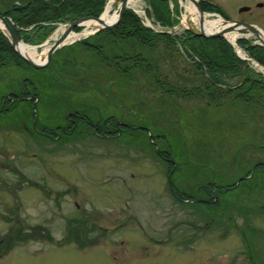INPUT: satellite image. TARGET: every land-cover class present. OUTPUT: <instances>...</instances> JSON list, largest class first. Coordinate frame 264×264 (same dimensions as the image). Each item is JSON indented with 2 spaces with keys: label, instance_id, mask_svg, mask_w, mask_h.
Instances as JSON below:
<instances>
[{
  "label": "rangeland",
  "instance_id": "rangeland-1",
  "mask_svg": "<svg viewBox=\"0 0 264 264\" xmlns=\"http://www.w3.org/2000/svg\"><path fill=\"white\" fill-rule=\"evenodd\" d=\"M169 1L183 26L198 32L188 10L194 5ZM207 1L224 19L264 31V0ZM146 3L129 8L146 13ZM119 4L107 0L111 15ZM59 27L41 43L29 32V45L43 52ZM110 32L61 47L41 70L0 69V104L9 91L30 94L0 114V264H264V171L254 165L264 166V112L229 104L234 95L226 91L242 78L223 76L213 88L176 46L126 42L118 49ZM240 38L256 42L250 33ZM122 53L139 59L126 75L114 60ZM71 57L76 65L64 71ZM71 110L103 124L113 116L132 129L99 138L78 122L57 142L39 136L52 138L48 131L66 125ZM157 149L171 154L170 177ZM207 191L216 202H200Z\"/></svg>",
  "mask_w": 264,
  "mask_h": 264
},
{
  "label": "trees",
  "instance_id": "trees-1",
  "mask_svg": "<svg viewBox=\"0 0 264 264\" xmlns=\"http://www.w3.org/2000/svg\"><path fill=\"white\" fill-rule=\"evenodd\" d=\"M106 1L107 0H14L12 2H6L4 10L0 7V15L4 16L6 19H11L12 29L19 40L27 44H34L35 41L31 34L38 38V42H40L46 39L49 33L58 24H66L83 17H99L104 10ZM147 4L151 7L155 19L161 22V24L172 26L177 22V20L172 17V14L176 11V7L174 6L171 10L169 0H147ZM201 8L205 13H217L224 16L218 6L207 0H202ZM29 29L30 31H28ZM78 30L80 29H77V31ZM114 30L117 31L116 35L113 34ZM110 31L114 37L112 44L118 49L122 47V43L124 44L126 42H131L132 44L134 42L140 46L146 45L149 47H152L155 42H160L164 45L165 49L169 50L179 45L188 58L192 59L195 57L198 60V62H196V69L207 76L209 85L213 88L223 82V76H240L242 81L233 88H228L226 91L228 95H234V97L230 99L229 104L239 102L241 105H245L246 108L255 107L264 112V79L259 74L249 76V68H243L244 62L236 57L231 46L223 38H202L192 32H185V34L181 35L179 38L153 34L140 25L139 20L131 10H125L119 25ZM29 32H31V34ZM237 44L243 48L250 57L264 67L263 47L252 45V43L246 39L237 40ZM102 48L103 46L101 44L98 47L99 53ZM137 56H140V54ZM130 57L133 56H129L127 53L115 56L114 60H116L117 65L116 70L121 74L126 75L130 72L131 68L136 67L139 61L138 57ZM70 59L73 61H67ZM75 61L76 57L66 59L64 71L67 70V66H75ZM121 63H124V67L120 65ZM129 63L131 66L128 65ZM11 65H24L29 67L15 55L9 41L0 32V69ZM203 70H206V73L202 72ZM62 82H60V84ZM156 82L161 81L156 79ZM170 156L171 154H166V157L171 158ZM254 165H256L255 168L257 170L264 171V166H261L259 162ZM171 168L170 165V170ZM248 175L249 171L244 174V177L247 178ZM232 186H234V184H232ZM73 234L77 236V233L73 232Z\"/></svg>",
  "mask_w": 264,
  "mask_h": 264
},
{
  "label": "water",
  "instance_id": "water-1",
  "mask_svg": "<svg viewBox=\"0 0 264 264\" xmlns=\"http://www.w3.org/2000/svg\"><path fill=\"white\" fill-rule=\"evenodd\" d=\"M191 3H193V5L195 6V8L197 9V12L199 13L200 16H203V11L201 9V1L200 0H189ZM129 0H121L119 8H118V14H117V19L111 23V24H104L101 20V17L99 18H91V17H84V18H80L77 19L71 23L68 24L67 29L62 33V35L60 36V38L58 40H56L48 49L47 51V58L46 61L42 64L40 63H35L32 60H28L27 58H25L24 56H22L16 49V46L20 43V41L17 39V37L15 36L11 26L8 24V22L5 20L4 17L0 16V22L2 23L4 29L6 32H4V34L6 35L7 39L9 40L10 44H11V48L14 50V52L17 54V56H19L26 64L32 66L35 69H40L43 67H46L48 65V63L51 60V56L52 54L58 50L61 46H63L64 44L62 43L66 37L73 32L74 29L79 28V27H83L84 23L87 21H97L100 24H102V26L100 28H98L96 30V32L101 31L103 29L107 30V29H111L115 26H117L119 24V22L122 19L123 13L125 11V9L127 8V4H128ZM263 4H258L257 7H262ZM249 8L248 7H243L240 9V12H246L248 11ZM225 24H230L227 28H225L224 30L220 31V32H216V33H206L203 29V22L200 21L199 22V30L198 32H194L193 34L202 37V38H217V37H222L225 38L224 34L226 33H230L232 31H236V32H246V33H250L251 35H253L256 40L259 42V45L264 47V40L262 39V37L259 35V28H257L256 26L252 25V24H246V23H242L239 21H225ZM248 65H246L247 67ZM157 154L160 155L159 150L157 149ZM169 183H170V179H169Z\"/></svg>",
  "mask_w": 264,
  "mask_h": 264
},
{
  "label": "bare ground",
  "instance_id": "bare-ground-1",
  "mask_svg": "<svg viewBox=\"0 0 264 264\" xmlns=\"http://www.w3.org/2000/svg\"><path fill=\"white\" fill-rule=\"evenodd\" d=\"M136 0H130V5L131 3H134ZM139 1V0H138ZM189 2V1H188ZM191 3V2H189ZM192 4V3H191ZM193 5V4H192ZM137 6V5H136ZM195 6L192 8H187L189 10L190 13L195 15V19L200 22H203V29L206 33H216V32H220L222 30H224L225 28H227L230 24H225L222 20V18L220 17H216V19H212L209 20L205 15L200 16L199 13L197 12V9L195 8ZM117 16L116 14L111 15L110 13V7L107 6L105 12L103 13L101 20L104 24H111L112 22H114L116 20ZM87 27L93 26L92 29L95 28H100L102 26V24H100L97 21H88L86 23H84ZM196 26V25H195ZM0 29L1 30H5L2 23L0 22ZM198 29V28H197ZM65 27L64 26H60L56 32L54 33V38L58 39V36L64 32ZM259 35L262 37V39L264 40V31L259 29ZM91 31L85 30L82 34H76V33H70L66 39L62 42L63 44H69L72 43L74 41L79 40L82 36H86L91 34ZM226 38L230 41L233 42L238 36H240V34H238L236 31H232L230 33H226L225 34ZM17 51L24 56L25 58H27L28 60H32L35 63H44L46 60V54H47V49L44 50L43 52H39L38 51V47L35 46H30L27 44H23L22 42H20L17 46H16Z\"/></svg>",
  "mask_w": 264,
  "mask_h": 264
},
{
  "label": "flooded vegetation",
  "instance_id": "flooded-vegetation-1",
  "mask_svg": "<svg viewBox=\"0 0 264 264\" xmlns=\"http://www.w3.org/2000/svg\"><path fill=\"white\" fill-rule=\"evenodd\" d=\"M26 87L27 83H24L22 87ZM24 89H21V95L18 93H14L13 91H9L7 92V94L5 95V97L3 98L4 100L1 102L0 104V111H4L6 110V106L8 104H13L16 100H27L30 101L28 98L30 97L29 95H26L27 93H23L24 91H22ZM7 103L4 104L2 107V103ZM66 121V125H58L56 126V133L60 132L61 134L64 135H69L72 131H74L77 127H78V122H82L85 123L87 126V128H90V132L93 133L96 137L99 138H105L107 136H116V134H113L114 132H121L124 128L126 127H119L116 125V123L114 122L113 124L108 125L107 123L103 124V123H99L97 120H93L90 121L88 117H85L84 115H81L78 111H70L68 113V115L65 117L64 119ZM79 120V121H78ZM53 133V132H52ZM41 135L45 136L46 138H49L51 141H55L57 138L53 137L52 138L49 137L48 133L46 132H40ZM164 156V154H163ZM165 157V156H164ZM168 163V160H165ZM175 194V193H174ZM176 197V195H175ZM179 202H183V198L177 195L176 198ZM203 202L205 201L206 203H213L214 202V198L213 196H211L208 191H207V198L202 199Z\"/></svg>",
  "mask_w": 264,
  "mask_h": 264
}]
</instances>
